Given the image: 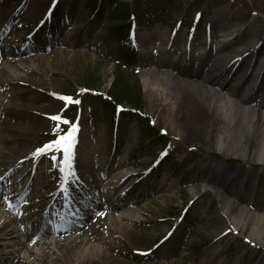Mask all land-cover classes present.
<instances>
[{"label":"rangeland","instance_id":"374dc122","mask_svg":"<svg viewBox=\"0 0 264 264\" xmlns=\"http://www.w3.org/2000/svg\"><path fill=\"white\" fill-rule=\"evenodd\" d=\"M89 1L0 0V70L12 81L10 87L0 89L6 98L0 106V174L9 173L7 178L0 179V211L29 218L20 224L24 227L23 234L15 232L16 218L11 224L1 222L0 264H23L20 260L25 255L33 258V264H200L202 257L211 256L212 251L219 249L222 251L216 261L242 264L241 254L247 248L244 242L253 225L245 217L238 227L233 226L232 239L224 237L217 243L215 233L222 228L221 224L229 221L215 216L209 220L207 215L204 220V204L211 200V191L201 188L199 196H191L186 185L187 165L181 164L176 150L192 151L196 144L199 151L196 147L195 155L198 152L202 153L199 156L210 155L206 159L213 163H223L220 158L228 159L222 167L243 164L235 155L227 157L218 151L216 139L220 134L215 131L210 137L205 129L208 123L203 127L202 117L195 109L188 127L185 126V137L172 150L176 142L149 99L145 68L140 65L144 57L140 54L138 34L160 26L171 37L196 33L202 38L208 20L219 24V12H223L233 16L230 25L247 28L251 35H247L246 44H255V52L264 35V0H95V7ZM126 17L129 19L126 26L132 28V37L127 33L129 44L116 36L118 28L113 29ZM200 51V48L196 50L197 56ZM12 61L18 65L12 66ZM254 61L253 67L242 68V72L249 71L251 92L258 81L254 74L259 76L264 72V51ZM117 69L139 80L142 114L164 135L167 144L142 137L141 124L129 104L116 107L113 118L100 110L99 96L106 92ZM195 71L200 76L206 70ZM243 78L235 77L231 81L232 93H243ZM84 82L90 86H84L87 85ZM262 82L263 85L264 79ZM73 91L76 94L67 95ZM65 95L72 97V101L61 99ZM55 114L65 115L79 125L71 167L66 165L63 171L58 164L53 167L55 162L50 160L51 155L62 159L61 152L34 154L36 147L55 138L56 134L51 132L55 122L50 119ZM61 130L66 131L67 126L61 124ZM95 152V157L102 161L100 165L116 164L124 159L125 173H129L123 184L129 188L124 195V208L132 209L134 214L125 219L114 215L116 222L109 234L104 227L90 229L100 219L99 210L108 206L109 194L84 198L82 178ZM254 163L244 164L240 169L255 166L253 179L261 177L257 196L250 199L248 193L229 185L230 198L237 204L245 205L250 200L253 206L247 214L260 212V205H264V167ZM100 171L95 172L99 178L112 173ZM47 187L52 188L50 194ZM76 198L80 203L71 212L79 215L80 220L73 234L80 235V241L75 240L78 236L75 239L68 236L59 249L55 242L59 244L62 237L43 230L44 223L48 220L58 226L60 217L50 220L48 216L65 210ZM90 205L93 212L83 210ZM103 235L107 237L108 247L100 242ZM40 239L47 241L44 254V245L34 243ZM90 244L95 246V251L80 259L78 252ZM13 248L18 250L9 256L7 252ZM60 253L63 258L56 259ZM14 255L19 261H15Z\"/></svg>","mask_w":264,"mask_h":264},{"label":"bare ground","instance_id":"6f19581e","mask_svg":"<svg viewBox=\"0 0 264 264\" xmlns=\"http://www.w3.org/2000/svg\"><path fill=\"white\" fill-rule=\"evenodd\" d=\"M219 15L222 18H219V24L214 20H208L204 27L205 33L201 35L202 38H199V34L196 33L185 34L182 38L178 35L171 37L160 26H154L149 33L138 34L140 46H142L140 47V54L144 57L140 65L145 68L143 73L147 77L145 85L149 99L158 112V116L161 117V121L166 123L168 132H171V139L176 142L172 150H176L179 145L178 140L185 137V126L188 127V119L195 109L197 114L202 117L203 127L206 126V122L208 123L205 129L209 136L213 137L215 131L220 134L216 139L220 153L226 154L227 157L235 155V158L241 161L243 165L255 162L264 167V84H261L264 72L256 83L254 92H251L253 86L249 84V71L246 69L242 72L243 67L249 68L250 65L253 67L256 64L254 60L264 51V35L262 41H258V48L254 52L253 48L257 46L246 44L249 39L248 36L251 35L247 28L239 29L230 25L234 22L232 15L229 16L223 12H219ZM198 48L202 50L199 56L196 54ZM186 59L188 61H184ZM10 64L12 66L18 65L16 61H12ZM260 65H262L261 62ZM200 68L206 71L198 76L195 69ZM246 72L247 74H245ZM4 76L5 73L0 70V89L3 90L5 87H10L8 84L12 82ZM235 77L237 79L244 77L241 84V88L244 89L243 93H232L234 86L230 83ZM254 77L257 79L258 75L254 74ZM250 93L255 96L252 97ZM1 94L0 106L6 101V98ZM191 127L193 126L191 125ZM193 146L196 149V144ZM194 149L192 148V151L185 149L176 151H179L178 154L181 156V164L187 165V174L189 175L186 179V185H189L191 196H199L201 188L211 191V200L204 204V220L207 215L209 220L214 219L215 216V218L219 217L229 221L226 224H221L222 228L215 233L217 243L224 237L232 239L233 226L238 227L239 221L246 217V222L253 227L248 239L244 242L247 248L241 254L242 264H264V253H261L264 249V205H260L262 206L260 212L247 214L249 207L253 206L250 200L245 205L237 204L236 200H232L229 194V185L232 184L234 188H237L239 183L242 190L253 193L254 196L260 192L258 188L261 177L253 179L252 170L255 166H250L244 170L240 169L243 165L240 167L238 165L222 167L221 164L226 165L229 162L228 159L220 158L223 163L216 161L213 163L206 159L210 155L203 154L202 157L199 156L202 154L199 152L195 155L199 148L197 147L196 152ZM96 155L95 152L88 162V169L82 178V183L85 184L83 185L84 189L93 194L94 197L101 193H104L105 196L109 194L108 201L105 200L108 206L104 210H99L104 215H100V219L94 223V226L90 227V229L104 227V231L109 234V231L113 229L112 224L116 222L114 215L125 219L124 217L130 218L134 214L132 209L124 208L126 203L124 195L129 188L123 184L129 178V173H125L124 159H120L116 164L103 163L100 165L102 161L95 157ZM112 165L114 166L112 167ZM99 169H101V173L108 171H112V173L107 178H99L100 175L95 173ZM66 171L69 173V169ZM20 173L17 172V174ZM42 173L43 170L41 175ZM7 175L9 176V173L4 176L0 174V177L7 178ZM21 176L24 177L25 174L22 173ZM240 178H244V181H240ZM257 179L258 181H256ZM174 185L177 186L176 183ZM51 190V187H47L49 194ZM75 200L77 201V198ZM260 206L257 205L258 209ZM90 209H93L92 205ZM0 212V224L1 222L11 224L13 218H16L18 226H13L15 232L23 234L24 227H21L20 224L28 220V217L19 214L20 211L17 217L9 215L7 210ZM67 213L65 211L63 215H67ZM52 217L48 216L50 220ZM77 227L78 224L75 225L68 220L61 222L58 226L52 225L47 220L43 230L57 238L62 237L59 244L54 241L60 249L61 245L64 244L63 239L68 236H73L72 239L78 236L75 240L80 241V235L75 236L73 234ZM106 240V235H103L100 242L108 247ZM12 243L15 244L13 241ZM34 243H41L45 246H42V253L44 254L47 247L46 239L35 240ZM18 244H22V242ZM17 250L18 248H13L7 253L11 256ZM94 251V245H85L78 252L79 258L81 259L84 254ZM221 251V249L214 250L210 254L211 256L206 254L202 257L200 264H224L215 260ZM13 257L17 258L15 261L20 259L16 255ZM24 257V260H20L23 264H33V258L30 255ZM56 257V259L58 257L63 258L61 253ZM225 264L237 263L225 262Z\"/></svg>","mask_w":264,"mask_h":264},{"label":"trees","instance_id":"16d2710c","mask_svg":"<svg viewBox=\"0 0 264 264\" xmlns=\"http://www.w3.org/2000/svg\"><path fill=\"white\" fill-rule=\"evenodd\" d=\"M89 1V0H88ZM95 0L89 1V5H94ZM123 4H120L121 6ZM97 7V5H96ZM96 9V8H95ZM125 10V8H123ZM129 19L126 17L125 19H122L120 23L115 25L114 28H118L115 31V34L117 37H122V41L124 40L127 44H129V36H127V33L129 31V26H126L128 24ZM126 23V24H125ZM126 26V28H125ZM113 81L111 82L110 86L107 88L106 92L99 96V105L100 110L103 111V113H106L111 118L115 115V106L116 104H129L130 110L135 113V117L138 122L141 124V131L142 136L144 139H153L156 143H165L166 138L164 135L158 131V129L149 121V118L146 119L141 111L142 106V89L141 84L138 79L133 78L131 79L130 74H128L123 69H117L113 76ZM84 86H88V83ZM90 86V85H89ZM77 92V91H76ZM76 94L74 91L71 94L67 95H73Z\"/></svg>","mask_w":264,"mask_h":264},{"label":"snow or ice","instance_id":"6c2138e0","mask_svg":"<svg viewBox=\"0 0 264 264\" xmlns=\"http://www.w3.org/2000/svg\"><path fill=\"white\" fill-rule=\"evenodd\" d=\"M55 2V0H53ZM199 15V14H197ZM40 23H43L41 21ZM61 99L64 101H72L70 96H62ZM75 103H79V100H76ZM65 108L68 107V104H65ZM50 119L55 122V126L51 128V132L55 133V138L49 139L44 142L41 146H38L34 149V154L44 155L49 152H61L62 159L57 160L56 155H51L50 160L55 162L53 167H56L57 164L60 166V170H64V166L71 167L72 159L74 156V144L76 142V133L78 130V123L76 121L70 120L67 116L62 114L51 115ZM78 120V115L77 118ZM61 124L67 126L66 131L61 130ZM161 155H164L162 152ZM3 177H0L2 179ZM7 200V197H5ZM97 215H104L103 212L97 213Z\"/></svg>","mask_w":264,"mask_h":264}]
</instances>
